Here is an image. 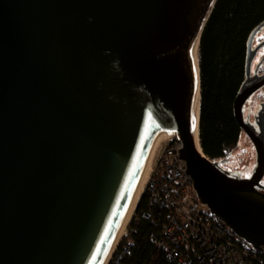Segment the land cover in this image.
I'll use <instances>...</instances> for the list:
<instances>
[{
    "label": "water",
    "instance_id": "95a60500",
    "mask_svg": "<svg viewBox=\"0 0 264 264\" xmlns=\"http://www.w3.org/2000/svg\"><path fill=\"white\" fill-rule=\"evenodd\" d=\"M216 2L0 0V264H104L161 132L181 140L210 213L264 246V103L255 123L246 109L264 88V57L253 68L264 23L233 102L250 177L195 145L200 39Z\"/></svg>",
    "mask_w": 264,
    "mask_h": 264
},
{
    "label": "trees",
    "instance_id": "16d2710c",
    "mask_svg": "<svg viewBox=\"0 0 264 264\" xmlns=\"http://www.w3.org/2000/svg\"><path fill=\"white\" fill-rule=\"evenodd\" d=\"M262 23L264 0H217L202 32L199 137L201 148L211 161L221 163L237 147L243 134L233 114V102L246 78L248 38ZM229 171L233 175L234 170ZM147 208V194H142L128 234L118 244L117 250L130 242V248L120 257L118 264H176L151 245L150 235L156 231V225L144 220L136 223L141 211ZM210 218L220 220L214 215Z\"/></svg>",
    "mask_w": 264,
    "mask_h": 264
},
{
    "label": "built area",
    "instance_id": "2783aa9c",
    "mask_svg": "<svg viewBox=\"0 0 264 264\" xmlns=\"http://www.w3.org/2000/svg\"><path fill=\"white\" fill-rule=\"evenodd\" d=\"M181 149V140L174 136L164 140L153 157L142 193L147 194L149 208L136 222L156 225L151 245L176 264H264V246H254L223 221L210 218L213 214L199 200ZM127 234L128 230L123 236ZM117 247L111 264L119 263L130 242Z\"/></svg>",
    "mask_w": 264,
    "mask_h": 264
},
{
    "label": "bare ground",
    "instance_id": "6f19581e",
    "mask_svg": "<svg viewBox=\"0 0 264 264\" xmlns=\"http://www.w3.org/2000/svg\"><path fill=\"white\" fill-rule=\"evenodd\" d=\"M198 45H199V41L197 40L194 46V50H193V62L195 64L196 67V74H198ZM200 94L199 91L196 94V99H195V105H194V111H193V116H194V120H193V124H194V130H195V145L198 149L199 152H201V147L199 145V139H198V130H197V125H198V121H199V116H200ZM242 136V135H241ZM174 135L172 134H167L165 132H161L160 135L156 138V140L153 143V146L151 148V151L149 153V156L147 158L145 167L143 169L142 175L140 177V180L138 182V185L136 187L133 199L130 203V206L125 214V217L123 219V222L119 228L118 234L114 240V243L109 251V254L104 262V264H108L112 254L117 246V244L119 243L120 239L122 238L123 235H125L127 228L129 227V224L131 222V220L133 219L134 213H135V208L136 205L144 191L147 179L149 177L151 168H152V162H153V157L155 155L156 149L157 147L164 141V140H168L173 138ZM241 138V137H240ZM250 141V140H249ZM251 143V142H250ZM252 145V143H251ZM255 155V152H254ZM255 158V156H254Z\"/></svg>",
    "mask_w": 264,
    "mask_h": 264
},
{
    "label": "rangeland",
    "instance_id": "374dc122",
    "mask_svg": "<svg viewBox=\"0 0 264 264\" xmlns=\"http://www.w3.org/2000/svg\"><path fill=\"white\" fill-rule=\"evenodd\" d=\"M264 38V30L259 33V35L256 37L254 44L256 45L260 40ZM264 57V47L258 52L257 57L254 60V65L257 64V62ZM261 70L264 71V61L261 65ZM264 101V88L259 92L256 93L248 103L246 109L250 112V120L252 121V116L258 109L259 105H262V102ZM254 148L251 145L248 137L244 134H242L241 138L239 139L237 147L229 154L225 159L221 161V165L223 168H229L230 170H234L237 172H243L244 174H247L250 172V170L254 168L255 165H253L254 161ZM253 165V167H252ZM252 172V171H251ZM261 185H264V178L261 181ZM264 187V186H263ZM208 210V208H207ZM130 225V224H129ZM128 230V228H127ZM124 236H122L121 239H123ZM120 239V240H121ZM120 242V241H119ZM119 244V243H118ZM117 244V246H118ZM116 246V247H117Z\"/></svg>",
    "mask_w": 264,
    "mask_h": 264
},
{
    "label": "flooded vegetation",
    "instance_id": "af4514ba",
    "mask_svg": "<svg viewBox=\"0 0 264 264\" xmlns=\"http://www.w3.org/2000/svg\"><path fill=\"white\" fill-rule=\"evenodd\" d=\"M262 102V101H261ZM262 103H264V101L262 102ZM264 108V107H263ZM250 112V111H249ZM256 113V112H255ZM255 113L253 114V115H255ZM252 121L255 123V121L253 120V116H252ZM252 122V123H253ZM255 128L256 129H254L255 131H257L258 132V126L255 124ZM253 165H255V158H254V161H253ZM253 165H252V167H253ZM223 168V167H222ZM224 170H227L228 171V175H229V168L227 169H225V168H223ZM251 171H252V169L250 170V172L249 173H247V174H244L243 172L241 173V172H237V171H234V173H233V175L234 176H239V177H241V178H249L250 177V175H251ZM264 178V177H263ZM262 178V179H263ZM262 181V180H261ZM261 183V182H260ZM262 184V183H261ZM264 186V185H263ZM261 193H264V187H258L257 188Z\"/></svg>",
    "mask_w": 264,
    "mask_h": 264
}]
</instances>
